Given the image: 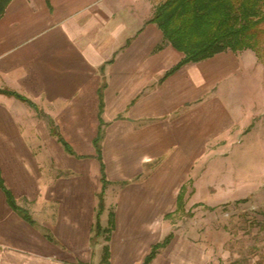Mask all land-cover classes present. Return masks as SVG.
<instances>
[{
	"label": "crops",
	"instance_id": "crops-1",
	"mask_svg": "<svg viewBox=\"0 0 264 264\" xmlns=\"http://www.w3.org/2000/svg\"><path fill=\"white\" fill-rule=\"evenodd\" d=\"M156 4L13 0L0 19V264H144L170 237L150 264H212L170 218L259 110L258 58L172 72Z\"/></svg>",
	"mask_w": 264,
	"mask_h": 264
},
{
	"label": "rangeland",
	"instance_id": "rangeland-1",
	"mask_svg": "<svg viewBox=\"0 0 264 264\" xmlns=\"http://www.w3.org/2000/svg\"><path fill=\"white\" fill-rule=\"evenodd\" d=\"M249 67L260 75L259 110L244 120L241 136L229 139L226 159L195 171L170 218L175 230L207 248L212 264H264V61L253 58Z\"/></svg>",
	"mask_w": 264,
	"mask_h": 264
},
{
	"label": "trees",
	"instance_id": "trees-1",
	"mask_svg": "<svg viewBox=\"0 0 264 264\" xmlns=\"http://www.w3.org/2000/svg\"><path fill=\"white\" fill-rule=\"evenodd\" d=\"M12 1L0 0V19ZM151 23H156L165 39L185 55L172 72L227 51L240 53L250 50L260 61H264V0H166L156 7ZM4 93L28 102L16 93ZM51 125L56 134L54 125ZM7 195L11 206L31 223L29 214L17 207L10 193L7 192ZM182 199L181 196L179 208ZM103 210L104 200L101 197L100 213ZM171 238L154 247L144 264H150Z\"/></svg>",
	"mask_w": 264,
	"mask_h": 264
}]
</instances>
